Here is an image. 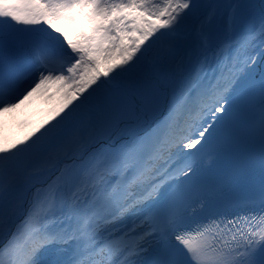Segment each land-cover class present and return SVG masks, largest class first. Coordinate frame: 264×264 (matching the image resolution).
Segmentation results:
<instances>
[{
  "label": "snow or ice",
  "instance_id": "obj_1",
  "mask_svg": "<svg viewBox=\"0 0 264 264\" xmlns=\"http://www.w3.org/2000/svg\"><path fill=\"white\" fill-rule=\"evenodd\" d=\"M38 95L0 264H264V0H0V116Z\"/></svg>",
  "mask_w": 264,
  "mask_h": 264
},
{
  "label": "rangeland",
  "instance_id": "obj_2",
  "mask_svg": "<svg viewBox=\"0 0 264 264\" xmlns=\"http://www.w3.org/2000/svg\"><path fill=\"white\" fill-rule=\"evenodd\" d=\"M201 4H207L211 0H199ZM31 103L23 107L22 111L16 110V116L9 119L2 130L9 136H23L26 132L31 131L36 125L46 120L50 113L60 103V97L54 96L48 98L46 95H38L31 98ZM20 112V113H19ZM4 119V118H3ZM39 134V133H37Z\"/></svg>",
  "mask_w": 264,
  "mask_h": 264
},
{
  "label": "bare ground",
  "instance_id": "obj_3",
  "mask_svg": "<svg viewBox=\"0 0 264 264\" xmlns=\"http://www.w3.org/2000/svg\"><path fill=\"white\" fill-rule=\"evenodd\" d=\"M3 116H4L5 118H4V119H3V118L0 119V122H4V123H3V128H4V127H8L9 124H6V122H7L9 119H11L12 117L16 116V114L12 112V113H6V114H4Z\"/></svg>",
  "mask_w": 264,
  "mask_h": 264
}]
</instances>
